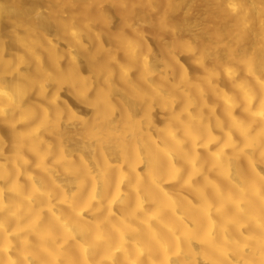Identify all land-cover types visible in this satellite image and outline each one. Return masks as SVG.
<instances>
[{
    "label": "clouds",
    "instance_id": "clouds-1",
    "mask_svg": "<svg viewBox=\"0 0 264 264\" xmlns=\"http://www.w3.org/2000/svg\"><path fill=\"white\" fill-rule=\"evenodd\" d=\"M0 264H264V0H0Z\"/></svg>",
    "mask_w": 264,
    "mask_h": 264
}]
</instances>
